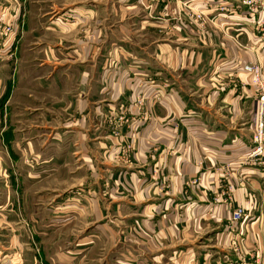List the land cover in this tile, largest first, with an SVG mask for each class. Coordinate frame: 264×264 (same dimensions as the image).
<instances>
[{
    "label": "crops",
    "instance_id": "1",
    "mask_svg": "<svg viewBox=\"0 0 264 264\" xmlns=\"http://www.w3.org/2000/svg\"><path fill=\"white\" fill-rule=\"evenodd\" d=\"M0 17L14 31L0 67L7 160L53 171L5 183L35 221L32 244L15 243L22 264H264V159H247L254 89L241 69L264 73V10L0 0ZM119 114L131 120L115 134Z\"/></svg>",
    "mask_w": 264,
    "mask_h": 264
},
{
    "label": "rangeland",
    "instance_id": "2",
    "mask_svg": "<svg viewBox=\"0 0 264 264\" xmlns=\"http://www.w3.org/2000/svg\"><path fill=\"white\" fill-rule=\"evenodd\" d=\"M244 8L246 10V13L249 16L257 15L258 13L261 12V10H263V9H258L257 13L251 14L249 12L248 8H246V7H244ZM220 9H223V7L221 6ZM195 17H196V15H195ZM198 19H201V18H198ZM11 31H13V29L11 27L1 23V20H0V67L3 66L2 64L5 61L4 58L3 59L1 58L2 55H6V53H9L10 50H13L11 48V45L8 44L10 37L7 38L8 35L12 34V33H10ZM141 97H142V95H140V93H138L136 100H135L136 104H138L137 103L138 98L141 99ZM152 99H154V98L152 97ZM154 100H159V99H154ZM120 117H123V119L124 118L127 119L129 122L131 120L128 116H124L122 114L115 116V123L112 124V131L115 134H116V130H115V126H114L115 124H117V126L119 127L121 125L128 123L125 121L122 122L120 120ZM3 127H4V124H2V128ZM2 128L0 125V264H1L2 260L6 259V258H12V260L14 261L15 264H22V262H21L22 252H21V249L19 247H17L15 243L17 241H20V244L21 243L25 244L27 241L30 243L32 242L33 233H31V225L35 226V221L27 220V219L23 220L21 218L22 210L20 208V199H19L20 188H16L13 186V189H12L9 186L6 187L5 183H8V181L10 182V179L15 176L16 181L19 182L18 184L21 183L18 180H23L24 183L26 184L29 181H35V180H37V178H40V177L45 176L47 174H50L53 171L50 168H45L44 170H41V169H38L36 167L25 170L26 167H30V164L32 161V159H30V157L27 156L23 161V164H25V169L16 170V172L14 171L15 172V174H14V172L11 171L10 162L7 160L6 150L4 147V139L2 138L3 137V134H2L3 131L2 130L4 128L3 129ZM34 162H35V160H33L32 163H34ZM10 176H12V177H10ZM35 188L36 187H33V189H35ZM68 192H69V190L67 191V193ZM8 194L10 195L9 200L6 197V195H8ZM31 204H32V206H30V209L33 207H36L37 205H40V203H31ZM45 204H47V203H45ZM45 204H42V205H45ZM31 210L29 211L30 214L31 213L36 214ZM5 220H7L9 223V225H7V226H10V227H7L6 229L3 227ZM20 224L25 226L26 228L28 227V230H29L28 235H15V233H17L21 228V227H19ZM11 232L14 234H12ZM12 237H14L13 240L15 239V237H17L16 241H12L11 240ZM10 241H12V242H10ZM26 259H29V258H26Z\"/></svg>",
    "mask_w": 264,
    "mask_h": 264
},
{
    "label": "built area",
    "instance_id": "3",
    "mask_svg": "<svg viewBox=\"0 0 264 264\" xmlns=\"http://www.w3.org/2000/svg\"><path fill=\"white\" fill-rule=\"evenodd\" d=\"M239 4L248 8L251 14L257 13L258 9L264 10V0H240ZM195 15L197 18L203 17L201 13ZM259 23H261V21H258L257 24ZM241 69L248 76L250 83L254 89V94L251 103L253 124V130L251 134L252 150L248 154L247 159L262 162V160L264 159V73L260 65L256 63H244ZM152 97L154 99L161 98L158 91L154 92L152 94ZM137 103H141L140 98H138ZM120 120L122 122H129L127 119H123V117H120ZM116 127H118L117 124H115V128ZM244 214V208L242 206L237 205L231 212L230 221L232 223L237 222L244 218Z\"/></svg>",
    "mask_w": 264,
    "mask_h": 264
}]
</instances>
